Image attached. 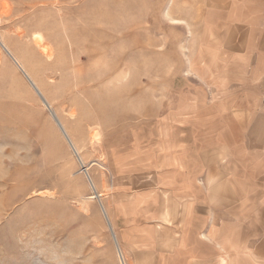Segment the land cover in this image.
Listing matches in <instances>:
<instances>
[{"label": "rangeland", "instance_id": "obj_1", "mask_svg": "<svg viewBox=\"0 0 264 264\" xmlns=\"http://www.w3.org/2000/svg\"><path fill=\"white\" fill-rule=\"evenodd\" d=\"M229 4L0 0V38L25 57L40 92L0 46V264H121L101 203L165 172L191 175L206 157L195 137L231 132L203 124L207 104L243 70L220 55L231 44L219 15ZM250 127L236 135L264 136V124Z\"/></svg>", "mask_w": 264, "mask_h": 264}, {"label": "crops", "instance_id": "obj_2", "mask_svg": "<svg viewBox=\"0 0 264 264\" xmlns=\"http://www.w3.org/2000/svg\"><path fill=\"white\" fill-rule=\"evenodd\" d=\"M219 15L231 29L220 55L243 70L207 104L203 124H228L231 132L195 137L206 157L191 175L181 168L179 181L165 172L133 194L108 195L103 206L124 264H264V181L252 179L264 177L256 171L264 168V136L236 135L264 124V0H230ZM248 189L261 199L237 195Z\"/></svg>", "mask_w": 264, "mask_h": 264}, {"label": "bare ground", "instance_id": "obj_3", "mask_svg": "<svg viewBox=\"0 0 264 264\" xmlns=\"http://www.w3.org/2000/svg\"><path fill=\"white\" fill-rule=\"evenodd\" d=\"M40 39H36V42L37 43H39L40 44ZM0 46L5 50V52L10 56V58L12 59V61L16 64V66L22 71V73H24V75L26 76V78L28 79V81L32 84V86H35V88H36V83H35V81H34V79H33V77L31 76V74L29 73V71L26 69V66H29V65H25L23 62H26V59H24L23 58V61L21 60V59H19V57L16 55V53H14V51H13V49H11L6 43H5V41L4 40H2L1 38H0ZM44 48V47H43ZM43 52L46 54V55H48V56H51V53H50V50H48L47 48L45 49L44 48V50H43ZM18 54V53H17ZM28 61V60H27ZM36 90H37V88H36ZM39 93V92H38ZM46 105H47V107L50 109V111H51V114L53 115V111H52V107H51V105L48 103H46ZM62 130V129H61ZM63 132V131H62ZM64 133V132H63ZM67 133V132H66ZM64 135H65V133H64ZM67 136H68V134H67ZM67 136L65 135V137H66V139H67V141H68V143H69V145L71 146V143H70V141H69V139L71 140V138L69 137V139L67 138ZM71 142H72V144L74 145V143H73V141L71 140ZM74 147H75V145H74ZM71 148H72V146H71ZM76 148V147H75ZM73 149V148H72ZM76 150H77V148H76ZM74 151V150H73ZM77 152H78V154H79V151L77 150ZM75 153V152H74ZM76 156H77V154H76ZM80 157V158H79ZM79 157L77 156V158H78V161H79V163H80V165H84L85 166V169L83 168V166L81 167V170L84 172V174H85V176L88 178V167H87V165L84 163V161H83V159H82V157L80 156V154H79ZM88 180H89V178H88ZM91 184V183H90ZM95 186V185H94ZM92 187V186H91ZM93 188V187H92ZM101 196V194L100 193H97L96 194V192H94L91 196H90V198H99ZM120 256V261H121V264H124V262H123V260H122V258H121V255H119Z\"/></svg>", "mask_w": 264, "mask_h": 264}, {"label": "water", "instance_id": "obj_4", "mask_svg": "<svg viewBox=\"0 0 264 264\" xmlns=\"http://www.w3.org/2000/svg\"><path fill=\"white\" fill-rule=\"evenodd\" d=\"M37 91H38V90H37ZM38 92H39V91H38ZM39 93H40V92H39ZM53 116L55 117V119H56V121L58 122V125L60 126V128L62 129V131H63V132L65 133V135L67 136V133H66L65 129L63 128V125L60 123V121L58 120V118L56 117V115H55L54 113H53ZM67 138L69 139L68 136H67ZM69 141H70V143H71V146H72V148H73L75 154H77V156L79 157V154H78L76 148L74 147V145L72 144V142H71L70 139H69ZM79 158H80V157H79ZM82 166H83V168L85 169V166H84L83 164H82ZM88 176H89V175H88ZM89 179H90V182H91V184H92V186H93L94 191L96 192L95 186H94L93 181H92V179H91L90 176H89ZM96 194H97V192H96ZM101 206H102L103 212H104V214H105V216H106V218H107V221H108L109 227H110V229H111V231H112V234H113V236H114L115 242L117 243L116 236H115V234H114L113 228H112V226H111V224H110V221H109V219H108L107 213H106L105 208H104V206H103L102 203H101Z\"/></svg>", "mask_w": 264, "mask_h": 264}]
</instances>
